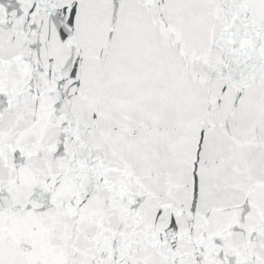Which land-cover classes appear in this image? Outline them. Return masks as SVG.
Wrapping results in <instances>:
<instances>
[{
  "label": "snow or ice",
  "instance_id": "snow-or-ice-1",
  "mask_svg": "<svg viewBox=\"0 0 264 264\" xmlns=\"http://www.w3.org/2000/svg\"><path fill=\"white\" fill-rule=\"evenodd\" d=\"M0 264H264V0H0Z\"/></svg>",
  "mask_w": 264,
  "mask_h": 264
}]
</instances>
